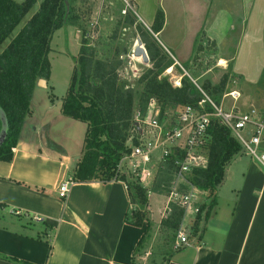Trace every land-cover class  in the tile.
Listing matches in <instances>:
<instances>
[{
    "label": "crops",
    "instance_id": "1",
    "mask_svg": "<svg viewBox=\"0 0 264 264\" xmlns=\"http://www.w3.org/2000/svg\"><path fill=\"white\" fill-rule=\"evenodd\" d=\"M131 1L149 29L160 0ZM167 1L189 29L186 40L167 37L182 55L180 60L171 50L175 60H189L203 33L213 41L217 59L231 62L245 83L256 81L264 68V0ZM46 81H35L11 157L0 159V264H130L132 254L135 264L157 263L143 259L147 240L134 253L145 228L125 220L130 202L122 181H72L64 197L57 195L80 155L85 124L63 115L60 99L49 100ZM221 188L227 200L223 218L214 200L196 237L172 249L165 264H264V165L244 152L234 154L216 191ZM155 192L147 198L149 232L159 199Z\"/></svg>",
    "mask_w": 264,
    "mask_h": 264
},
{
    "label": "trees",
    "instance_id": "2",
    "mask_svg": "<svg viewBox=\"0 0 264 264\" xmlns=\"http://www.w3.org/2000/svg\"><path fill=\"white\" fill-rule=\"evenodd\" d=\"M36 0H0V159L9 160L11 148L15 145L21 122L29 110L31 90L38 78L47 79L49 75V39L52 31L61 26L65 19V2L68 0H39L35 10L21 22ZM132 22V19H129ZM163 23L162 9L155 8L151 32H157ZM17 29L15 30L14 28ZM14 29L13 33L12 30ZM145 52L151 65L138 77L141 83L139 101L133 106V92L130 88H121L116 81V73L111 62H104L91 56L81 48L71 72L69 83L60 98V112L85 124L80 155L68 176L72 181L116 179V162L122 152L127 150V141L136 143L133 113L142 115L149 100L158 106V118L164 115L165 107H172L174 113L184 104H194L202 94L198 87L215 102L222 94L224 80H219L211 87H197L182 74L179 85L172 86L165 76H158L163 69L174 66L171 59L160 62L144 43ZM155 57V58H154ZM92 78L97 79L94 85ZM135 107V108H134ZM206 138L201 151L206 158L204 166L193 167L186 173V178L200 190H206L209 202L200 204L194 215V228L199 214L204 209L203 217L212 206L216 187L222 181L225 165L232 156L240 152L239 143L229 131L212 120L206 129ZM159 173L169 174L172 164L170 159L158 162ZM161 166V167H160ZM172 172V171H171ZM162 174V175H163ZM124 174L118 179L126 184L130 215L128 222L140 225L143 218L142 205L146 201L145 189L136 180ZM162 177V176H161ZM169 180V179H168ZM159 184V182H156ZM153 189L152 186H149ZM183 209L171 204V210L160 222L171 231V236L182 218ZM144 220V221H143ZM148 224L139 238L134 253L140 248L147 236ZM171 238V237H169ZM170 252V251H169ZM168 252V253H169ZM166 255L153 264H165ZM21 264L28 262L19 261ZM130 264L133 262V254Z\"/></svg>",
    "mask_w": 264,
    "mask_h": 264
},
{
    "label": "rangeland",
    "instance_id": "3",
    "mask_svg": "<svg viewBox=\"0 0 264 264\" xmlns=\"http://www.w3.org/2000/svg\"><path fill=\"white\" fill-rule=\"evenodd\" d=\"M38 1L39 0H36L30 7L20 23L35 10ZM159 6L163 12H165L164 23L166 24L159 33L157 32V34L154 35L136 17L134 4L131 0H68L65 2V19L60 27L52 31L49 39V50L47 52L49 75L45 83L49 100L58 103V100L64 94L66 86L69 83L71 72L75 66L74 58H76L83 47L93 58L101 59L104 62H111L116 73L117 84L121 88L128 87L132 90L133 106H136L141 91V83H139L138 77L151 65L149 59L144 62L140 57H135L132 54V48L135 45L136 38L140 39L144 49V43L148 42L151 52L160 62L166 59L175 60L171 54V50L174 51L172 48L173 46L167 43V37L174 40L178 34L177 36H180V38L185 40L188 38L189 29L184 19L185 16H183L182 13H180L181 16L177 15L174 8L167 0H160ZM129 19H132V22H129ZM14 29L16 30L17 27ZM8 38L2 42L0 49H2V46ZM194 43V51L189 60L180 61L182 56L181 53L174 51L175 56L180 60H175V64L173 67H170V70L167 71V69H163L158 76H165L172 86H178L175 85L174 82L182 75V71L188 68L191 73L196 74L194 81L196 86L200 85L203 89L209 88L212 84H216L219 80L223 79L224 84L221 89L222 91L230 88H235L239 91V97L234 102L235 108L241 111L254 108L256 113L263 120L264 68L261 69L256 81L247 84L244 82L241 74L232 70L231 62L224 63L220 61L219 58H216L213 41L204 38L203 33L197 34ZM185 45L182 46V48L185 47ZM184 76L188 77L189 75L184 74ZM91 82L95 85L97 79L92 78ZM221 95L218 101L222 100L224 105H229L230 99L228 97L222 98ZM36 96V100H39V98L42 99L39 95ZM152 106V100H149L145 108V113L149 114L150 110H152ZM164 111L162 120L175 116L172 107L167 106ZM262 136L264 137V130ZM262 147H264V141L258 145L259 150ZM262 150H264V148H262ZM158 162L161 161H158L154 157L151 162V177L149 179L147 178L144 183H141L145 189L146 197V201L142 205V213L144 220L146 219L147 221L148 229L147 198L149 194L154 191H156L155 193L159 196V199H157L152 209V230L150 232L149 230L147 231V236L144 239L147 240V250L149 253H147L143 259L148 263L151 261L160 262L162 256L164 257V255H167L169 251L174 249L173 243L176 239V231L172 237L170 229L160 222L162 219L166 218L167 214L170 212L172 203L168 202L167 206L169 210L163 212L161 202L163 200V205L166 203L167 185L169 184L168 179L171 180V175L166 182L164 178L166 175L168 176V174H165V172L164 174L163 172L159 173V166H157ZM171 171L172 168L169 174ZM125 176L126 178L128 177L127 175ZM129 177L137 181L133 175L129 174ZM156 182H159V184H156ZM149 186H152L153 189H150ZM222 192V188L220 191H216L218 196H216L215 193L214 198L218 205L217 207L215 205L214 209H217L218 212H222L219 217L221 219L224 214L222 208L226 206L227 202V200L223 198ZM195 193L196 197L191 202V208L185 211L178 225V227L181 225L184 229L187 239L196 237L198 225L200 221L204 219L203 209L199 214V220L194 228L193 220L196 211L193 212L192 208L198 207L201 203L205 206L209 202L206 190L199 189L196 190ZM160 198L162 200H160ZM158 214L160 215L159 219L157 218ZM127 215H130V210ZM146 221L142 222L144 228L146 227Z\"/></svg>",
    "mask_w": 264,
    "mask_h": 264
},
{
    "label": "built area",
    "instance_id": "4",
    "mask_svg": "<svg viewBox=\"0 0 264 264\" xmlns=\"http://www.w3.org/2000/svg\"><path fill=\"white\" fill-rule=\"evenodd\" d=\"M173 62L175 63V60ZM182 74L189 75V79L195 81V76L190 70H183ZM174 84L179 85V79ZM198 89L202 96L194 104L182 105L172 118L159 119L157 117L158 106L152 99L153 106L149 114L144 112L140 115L135 110L133 125L137 142L127 141V150L121 153L115 165L117 173L114 180H120L118 179L119 174H130L141 184L151 177V162L154 157L162 162L170 159L171 180H168L167 200L163 205V212L169 210L167 203L170 202L183 209L182 217L185 211L191 208V202L196 197L195 192L199 190L186 178V173L193 167L204 166L206 163L201 146L206 138L204 136L206 129L212 120L229 131L239 143L241 152L264 165V152L258 148V145L264 141L262 136L264 122L256 110L249 108L241 111L235 108L234 102L239 97V91L235 88L225 90L221 95L222 98L230 99L229 105H224L222 100L215 102L199 87ZM71 182L68 176L58 184L57 195L59 197L66 195ZM124 185L126 186L125 183ZM192 210L195 212L197 207H193ZM186 244H188L187 235L180 225L176 230L173 248Z\"/></svg>",
    "mask_w": 264,
    "mask_h": 264
},
{
    "label": "water",
    "instance_id": "5",
    "mask_svg": "<svg viewBox=\"0 0 264 264\" xmlns=\"http://www.w3.org/2000/svg\"><path fill=\"white\" fill-rule=\"evenodd\" d=\"M132 54L135 56H139L142 61L146 62L148 60L145 49L141 45V41L139 38H136L135 45L132 48ZM2 140V136L0 135V141Z\"/></svg>",
    "mask_w": 264,
    "mask_h": 264
},
{
    "label": "bare ground",
    "instance_id": "6",
    "mask_svg": "<svg viewBox=\"0 0 264 264\" xmlns=\"http://www.w3.org/2000/svg\"><path fill=\"white\" fill-rule=\"evenodd\" d=\"M134 56H135V55H134ZM135 57H139V56H135ZM168 70H170V68H169V69L167 68V71H168Z\"/></svg>",
    "mask_w": 264,
    "mask_h": 264
}]
</instances>
